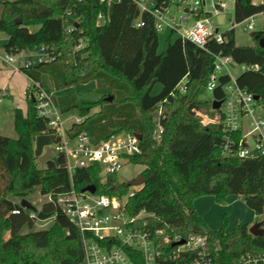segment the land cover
<instances>
[{
	"label": "trees",
	"instance_id": "obj_1",
	"mask_svg": "<svg viewBox=\"0 0 264 264\" xmlns=\"http://www.w3.org/2000/svg\"><path fill=\"white\" fill-rule=\"evenodd\" d=\"M150 1L158 6L167 2ZM100 13L105 21L98 25ZM259 14H264V0L258 4L234 0L235 24ZM139 17L143 24L136 27ZM0 31L8 35L3 45L6 53L54 48L55 60L23 71L35 82L41 83L42 75L49 74L53 90L59 91L96 81L95 91L102 96L99 101L87 102L75 95L55 97L62 112L77 109L85 118L68 133L73 137L86 130L94 144L123 132L142 135V153L129 157V163L141 165L144 177V183L133 188L121 182L118 174L102 175L99 165L78 168L71 177L63 155L38 165L34 141L54 132L39 117L31 96L35 90L28 88L26 113L15 109L16 136L0 134V264H81L82 234L56 199L73 186L82 191L89 185L111 197L134 191L129 212L145 210L150 214L149 224L165 229L171 237L206 234L214 264H236L249 253L264 255V233L253 236L244 222L228 231L227 215L219 229H212L194 205L203 196H214L217 203L226 204L229 196L238 195L255 214L264 215V155L224 154L227 133L215 124L205 125L196 114V110L209 111L212 98L225 96L219 86L210 100L201 98L216 55L231 56L238 64L258 65V70L243 71L237 80L264 103V47L259 43L264 29L255 32L254 45H238L232 28L223 32L222 43L210 41L205 49L171 31L161 51L154 18L141 13L133 0H114L110 7L100 0H4L0 1ZM81 40L83 47L78 48ZM229 79L222 75L221 84ZM157 85L161 89L154 93ZM182 85L184 93L179 90ZM95 107L99 110L92 112ZM159 123L158 140L154 133ZM230 136L238 142L240 133ZM35 192L52 195L40 210L53 217L48 229L32 230L38 218L31 213L38 211L21 205L22 199ZM26 226L30 231L23 233Z\"/></svg>",
	"mask_w": 264,
	"mask_h": 264
},
{
	"label": "built area",
	"instance_id": "obj_2",
	"mask_svg": "<svg viewBox=\"0 0 264 264\" xmlns=\"http://www.w3.org/2000/svg\"><path fill=\"white\" fill-rule=\"evenodd\" d=\"M114 0H100L111 6ZM135 1L141 13L148 12L154 18L158 32L174 31L177 36L191 40L199 48L205 49L210 41L222 43L223 32L212 20V13L204 8V0H166L163 5H156L150 0ZM228 0H216L213 5L215 13L224 7ZM210 12V15H206ZM257 15L246 21L245 30H254ZM105 16L98 15L97 24H103ZM143 24L141 17L134 25ZM241 24V23H240ZM239 24H233V28ZM83 47V40L78 48ZM56 59L54 48L43 46L34 50H23L17 53L0 54V60L13 67L14 71L23 72L39 63ZM239 67L242 72L258 70V65L238 64L233 57L216 55L213 72L207 84L206 92L221 86L224 91L222 100L211 99L213 115L196 110L203 123L215 124L227 133L222 149L224 154L252 158L264 155V103L247 88L239 85L233 69ZM229 75L230 79L221 84L220 77ZM36 101L39 117L47 122V126L58 138L55 150L65 158V167L71 177L78 168L99 165L102 175L119 174L129 163V157L140 155V140L135 135L117 136L99 144L92 143L86 130L71 137L68 130L74 124H81L84 117L79 115L67 117L55 101L52 91L39 82L31 79L29 85ZM180 92L186 91L185 86ZM214 101H221L218 108L213 107ZM69 119H72L68 125ZM162 125L154 133L160 139ZM240 133L238 142L230 136ZM238 144V146H237ZM134 191L128 195L111 197L90 191H80L74 186L68 192L59 194L56 202L61 211L82 234L84 251L83 264H214L209 251V239L206 234H192L189 237H171L162 228L149 224L150 216L145 210L132 214L128 210V202ZM52 200V195H48ZM19 211H15L18 213ZM31 216L38 218V213ZM39 219V218H38ZM236 264H264V255L246 254Z\"/></svg>",
	"mask_w": 264,
	"mask_h": 264
},
{
	"label": "rangeland",
	"instance_id": "obj_3",
	"mask_svg": "<svg viewBox=\"0 0 264 264\" xmlns=\"http://www.w3.org/2000/svg\"><path fill=\"white\" fill-rule=\"evenodd\" d=\"M4 1V0H0ZM216 0H204V8L207 11H210L212 13V20L213 22L219 27V29L222 32H225L227 30H230L233 28L234 24V10L231 4L234 0H228V5L222 10V13H215L213 8V3ZM246 22H242L241 24L235 26V32H236V42L238 45H254L256 43L255 39L251 36L252 32L260 31L264 29V14L257 15L256 23L254 26V30H245ZM38 27H33L34 30H36ZM170 33L169 30H163L159 32V41H160V50L162 51L165 44H166V38L168 34ZM7 34L3 31H0V54L4 53L3 44L6 41ZM15 74L14 82L20 87V89H23L24 82H30L31 79H29L27 76L22 74L21 72L14 71L13 67L10 65L4 64L0 60V83L8 81L12 76ZM233 75L239 76L242 73V70L239 67H235L233 69ZM18 75V76H17ZM41 81L44 82V84L50 88L52 80L49 76V74H44V76L41 77ZM95 80H91L87 83V87H90L89 90L85 91L87 94L91 93L90 91H95V88L91 89L93 85H95ZM80 85V84H78ZM76 86V87H75ZM73 89H71L69 92H74L72 94L68 95H75L78 99L84 100L87 102H96L99 101L102 96L99 98H91L92 96L87 95V98H80L79 94H82L81 87L74 85L71 86ZM68 87V88H71ZM75 87V88H74ZM1 89V85H0ZM161 89V85H157V87L154 90V93L159 92ZM54 92V90H52ZM97 94V93H96ZM81 96V95H80ZM58 97V96H56ZM84 97V96H83ZM202 99L210 100L211 94L208 92H205L204 95L201 97ZM0 134L6 135V136H16L15 130H14V118H15V108L18 106L17 103L14 102V100L10 97H2L0 95ZM99 110V107H95L92 112H96ZM203 113L209 114L212 116L213 111L210 109L208 110H202ZM159 113V112H158ZM79 115L77 109H73L66 113L67 117H75ZM72 120V119H71ZM71 123V122H69ZM127 135L125 132L121 133L118 136H125ZM55 142V136L53 134H42L36 138L34 141V148L38 154V157H41L44 155L48 149H52L51 152V159L56 160L58 157V152L55 150L56 147ZM38 165H44L41 164L39 161H37ZM143 167L141 165H135L132 163H127L126 166L121 170V172L118 174V177L121 182H129L133 179H135L138 175H140ZM139 186H133V188H138ZM204 199H207V197L211 196H203ZM235 202L232 203V200L227 199L226 204H219L215 200V206L210 205L209 202L206 200H203L200 203L199 210L202 211L204 214L209 213L207 216L211 218V221L209 222L210 226L213 228L217 226L216 228H220L224 222V218L227 215L230 217V228L235 224V222L238 220H241L244 223H248L250 227L257 223H262V227L264 228V215H257L255 212L250 209L244 199L238 195H234ZM29 202H31L35 208H37V211H40L42 208V205L44 202L48 201V195H42L39 192H35L34 194L29 195L26 198ZM233 211L237 214V218L233 216ZM214 220V221H212ZM53 223V217L45 218L43 220L38 219L34 228L32 230H40V229H48ZM233 224V225H232ZM249 227V228H250ZM215 228V229H216ZM30 228L26 226L23 229V233L29 232ZM9 234L6 233V237H8ZM83 264V263H81Z\"/></svg>",
	"mask_w": 264,
	"mask_h": 264
},
{
	"label": "crops",
	"instance_id": "obj_4",
	"mask_svg": "<svg viewBox=\"0 0 264 264\" xmlns=\"http://www.w3.org/2000/svg\"><path fill=\"white\" fill-rule=\"evenodd\" d=\"M253 2L254 3H256V4H258V3H261L262 2V0H253ZM228 5V1L225 3V6L224 7H220V10H219V13H222V10L226 7ZM231 6L233 7V10H234V1H233V3L231 4ZM213 8H214V5H213ZM214 11H215V8H214ZM7 40H8V35L6 36V41L4 42V44L7 42ZM3 44V45H4ZM22 74H24L25 76H27L24 72H21ZM15 74H16V72H14V75L12 76V78H10L8 81H6V82H3V83H0V85H1V89H0V95L2 96V97H10V98H12L13 100H14V102L15 103H17L18 104V106L16 107V108H21L23 111H24V113H26V111H27V89L29 88V85H30V82H24V86H23V89L21 88L20 89V87L18 88V86L15 84V82H14V78H15ZM18 76V75H17ZM42 76H44V74L42 75ZM28 77V76H27ZM238 77V76H237ZM29 78V77H28ZM30 79V78H29ZM41 83H42V85L46 88V89H48V90H50V91H52L53 90V85H52V83H51V87L50 88H48L45 84H44V82L43 81H41ZM77 86H80L81 87V93L82 94H79V97L80 98H87L86 96L87 95H90V96H92L91 98H94V99H96V98H99L101 95L100 94H96L94 91H90L91 93H89V94H87L85 91H87V90H89L90 89V87H87V84H80V85H77ZM76 87V86H75ZM74 87V88H75ZM92 88L91 89H93V88H95L96 89V87H97V83L95 82V85H93V86H91ZM71 89H73V87H71V88H66V89H63V90H59V91H52L53 93H54V95H55V97L56 96H65V95H68V94H72V93H74V92H69ZM81 95V96H80ZM84 96V97H83ZM1 100V99H0ZM15 108V109H16ZM69 122H72V120L71 119H69V121L67 122L68 123V125H70L71 123H69ZM35 154L38 156V154H37V152H36V150H35ZM235 197H234V195H231V196H229L228 197V199L230 200H232V203L233 202H235V200L236 199H234ZM203 200H206L207 202H209L210 203V205H212V206H215L214 204V202L216 201L215 200V197L214 196H211V197H207V199H204V197H200V198H198L196 201H195V203H194V205H195V209L197 210V212H198V214L205 220V222L207 223V225L210 227V228H212L211 226H210V224H209V222L211 221V218L210 217H208L207 215L210 213H207V214H204L202 211H200L199 210V206H200V203L203 201ZM215 200V201H214ZM233 216H235L236 218H237V214L233 211ZM239 218V217H238ZM238 218H237V221L235 222V224L237 223V222H242L241 220H238ZM212 221H214V220H212ZM230 217H229V227H230ZM235 224L232 226V228H228V231H231L232 229H233V227L235 226ZM223 225V224H222ZM217 226H215V227H213L212 229H215ZM249 227H250V225H249ZM217 229H219V228H216L215 230H217Z\"/></svg>",
	"mask_w": 264,
	"mask_h": 264
},
{
	"label": "water",
	"instance_id": "obj_5",
	"mask_svg": "<svg viewBox=\"0 0 264 264\" xmlns=\"http://www.w3.org/2000/svg\"><path fill=\"white\" fill-rule=\"evenodd\" d=\"M254 35H255V31L251 33L252 37ZM259 43L262 47H264V37H262L259 40ZM255 97H256V99L259 98L258 95H256ZM220 105H221V101H214V103H213L214 108H218V107H220ZM135 136L139 140L142 139V135H135ZM51 152H52V149H48L44 155L39 157V162L41 164H45L48 160H50L51 159ZM143 183H144V177L142 175H140L136 179H133V180L127 182V185L128 186H141ZM83 191H90L92 193H95L96 192V186L95 185H89L85 189H83ZM21 205L28 210L37 211V208H35L34 205L25 198L21 200ZM49 217H52V215L51 214H45L43 211H38V218L40 220H43V219L49 218ZM249 232L253 236H259V235L263 234L264 228L262 227V223H257L255 225H253L252 227H250Z\"/></svg>",
	"mask_w": 264,
	"mask_h": 264
}]
</instances>
